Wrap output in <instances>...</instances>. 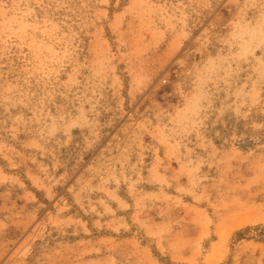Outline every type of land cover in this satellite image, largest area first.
Masks as SVG:
<instances>
[{"label": "rangeland", "instance_id": "374dc122", "mask_svg": "<svg viewBox=\"0 0 264 264\" xmlns=\"http://www.w3.org/2000/svg\"><path fill=\"white\" fill-rule=\"evenodd\" d=\"M264 0H0V264H264Z\"/></svg>", "mask_w": 264, "mask_h": 264}, {"label": "trees", "instance_id": "16d2710c", "mask_svg": "<svg viewBox=\"0 0 264 264\" xmlns=\"http://www.w3.org/2000/svg\"><path fill=\"white\" fill-rule=\"evenodd\" d=\"M257 231V234L253 238H257L259 241H264V226H258L255 228L248 227L245 230H242L236 234L238 240L246 238V232Z\"/></svg>", "mask_w": 264, "mask_h": 264}]
</instances>
